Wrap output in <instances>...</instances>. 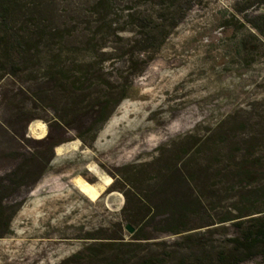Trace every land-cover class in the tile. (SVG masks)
<instances>
[{"label":"rangeland","instance_id":"rangeland-1","mask_svg":"<svg viewBox=\"0 0 264 264\" xmlns=\"http://www.w3.org/2000/svg\"><path fill=\"white\" fill-rule=\"evenodd\" d=\"M27 2L33 17H19V23L35 18L105 38L106 54L82 52L72 58L101 61L107 78L126 84L129 97L92 145L75 138L74 130L58 131L59 139L69 141L58 147L64 153L56 149L37 183L5 200V218L12 221L9 230H0L6 233L0 238V264H102L87 261L91 255L85 250L106 259L118 245L133 242L125 217L135 215L140 203H149L151 215H158L145 232L150 240L142 241V255L163 264H197L196 259L212 264L226 239L236 235L233 222L222 224V219L238 213L242 193L263 186L254 169L240 170L244 156L248 162L261 159L264 169V40L239 14L248 3L195 0L180 26L166 29L170 35L156 52L131 56L134 33L127 31L138 30V18L165 13L150 0H115V8L100 15L96 0ZM127 9L135 17H128ZM116 29L126 32L116 34ZM35 80L0 84V118L12 116L17 134H8L0 122V177L21 163L18 156L35 153L28 140H42L55 129L53 109L74 127L83 121L67 100L44 94L45 81ZM104 177L112 184L95 202L77 187V179L102 186ZM196 200L200 206L193 207ZM177 205L189 208L183 224L160 223ZM186 228L192 231L171 233ZM245 264L264 263L259 256Z\"/></svg>","mask_w":264,"mask_h":264},{"label":"trees","instance_id":"trees-1","mask_svg":"<svg viewBox=\"0 0 264 264\" xmlns=\"http://www.w3.org/2000/svg\"><path fill=\"white\" fill-rule=\"evenodd\" d=\"M245 1L248 6L240 10L239 14L264 40V0ZM150 2L165 13L156 17L138 18L136 28L139 31L136 29L127 31L134 33L128 53L131 56L135 53L145 56L156 52L170 35L166 29L173 31L178 28L187 13L195 6V0H150ZM27 4V0H0V84L7 79L20 80L24 84L29 80H43L47 85L44 94L67 100L71 110L77 114V118H83V121L74 127L62 116V112L60 115L58 109H53L57 123L55 129L53 128V131L42 140L27 141L28 147L35 150V153L30 156H18L17 158L23 157L21 163L14 170L0 177V230L2 228L9 230L12 221V218L8 220L5 218L8 209L5 200L20 195L24 188L34 186L50 169L56 158L57 147L69 142L66 139H59L58 131L74 130L75 138L80 139L85 145L89 143L92 145L103 125L110 119L122 100L129 97L128 91L125 92L126 84L113 83L107 78L108 74L103 67H100L101 61H80L72 58L82 52L94 56L106 54L108 43L105 38L91 37L75 29L37 23L35 18L32 19L33 21L19 23V17L23 20L29 15ZM95 6L99 15L102 12L108 13L115 8V0H96ZM127 11L128 17H135L136 13H131L132 9ZM136 12L138 15L139 11ZM106 20V17L103 18L101 23L105 25ZM119 32L126 30H115L116 34ZM81 38L82 41H79ZM106 60L108 58L102 59V62ZM144 62L148 63V61ZM20 93L25 98V93H29V90L24 87ZM12 108L19 113L24 110L22 106H13L11 110ZM37 119L43 118L35 117L32 120ZM0 122L8 134L17 137L12 125V116L5 115L0 118ZM43 156H45L44 161H42ZM248 160L249 156H244V161L247 162L242 164L240 170L254 169L263 186L250 194L242 193L241 200L235 207L239 214L222 219V224L233 222L236 235L226 239L225 247L216 254L211 261L212 264H245L259 256L264 263V207L260 208L257 205L259 201L264 202V169L260 163L261 159L257 158L252 162ZM245 175V173L241 174V176ZM131 188L133 190L136 187L132 185ZM81 193L85 195L82 191ZM177 206V209L173 208L172 215L162 219L160 223L169 226L175 223L183 224L181 218L189 208L183 205ZM194 206H200V202L194 201ZM153 208L149 203H140L137 205L138 211L135 215L125 217L128 224L138 227L132 235L133 242L118 245V248L112 250V256L106 259H102L101 253H95L92 248H88L85 253L90 252L91 257L87 261L92 262L95 259V262L102 264H163L164 262L159 258L141 254L145 251L142 241L150 240L145 232L156 222L158 216L151 215ZM155 208H158V205ZM188 231L192 229L173 230L171 233L181 234ZM5 234L0 233V238ZM196 260L197 264H203V259Z\"/></svg>","mask_w":264,"mask_h":264},{"label":"bare ground","instance_id":"bare-ground-1","mask_svg":"<svg viewBox=\"0 0 264 264\" xmlns=\"http://www.w3.org/2000/svg\"><path fill=\"white\" fill-rule=\"evenodd\" d=\"M41 127V126H40ZM42 128V127H41ZM43 130V129H42ZM45 131V130H44ZM43 134V133H42ZM42 134H40V135H42ZM44 135V134H43ZM144 140V139H143ZM80 145V144H79ZM70 146H72V145H70ZM76 146H78V145H75V148H76ZM73 147H74V145H73ZM66 149H67V147H65ZM68 148H70V147H68ZM72 148V147H71ZM66 151V150H65ZM64 153V147H60V148H58L57 147V154L58 155H61V154H63ZM93 168V167H92ZM91 170V169H90ZM92 170H94V169H92ZM95 171H96V169H95ZM97 172V171H96ZM95 172V173H96ZM99 172V171H98ZM97 172V173H98ZM104 176V175H103ZM100 178V177H99ZM105 178V183L102 185V186H99L98 187V185L97 186H95V184L94 185H91V183H88V182H85V181H83V180H78L77 179V187L86 195V196H88L92 201H97L99 198H100V196H101V194H102V192H104V189L106 188V187H110L111 186V184H112V180L111 179H109L110 177H108V180H106V177H104ZM103 178V179H104ZM101 180H102V177H101ZM103 181V182H104ZM76 184V183H75ZM101 185V184H100ZM106 190V189H105Z\"/></svg>","mask_w":264,"mask_h":264},{"label":"water","instance_id":"water-1","mask_svg":"<svg viewBox=\"0 0 264 264\" xmlns=\"http://www.w3.org/2000/svg\"><path fill=\"white\" fill-rule=\"evenodd\" d=\"M126 230L132 235L135 233V228L132 225H127Z\"/></svg>","mask_w":264,"mask_h":264}]
</instances>
